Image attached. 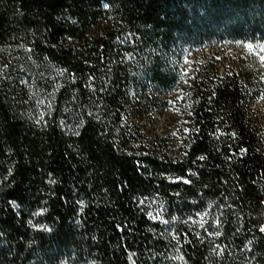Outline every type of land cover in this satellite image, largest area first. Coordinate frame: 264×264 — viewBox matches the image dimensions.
<instances>
[{
    "label": "trees",
    "instance_id": "16d2710c",
    "mask_svg": "<svg viewBox=\"0 0 264 264\" xmlns=\"http://www.w3.org/2000/svg\"><path fill=\"white\" fill-rule=\"evenodd\" d=\"M254 43L264 0H0V264H264Z\"/></svg>",
    "mask_w": 264,
    "mask_h": 264
},
{
    "label": "rangeland",
    "instance_id": "374dc122",
    "mask_svg": "<svg viewBox=\"0 0 264 264\" xmlns=\"http://www.w3.org/2000/svg\"><path fill=\"white\" fill-rule=\"evenodd\" d=\"M219 53L222 56H225L227 59L232 61L235 57H237V52L233 49V44H224L221 45L219 48ZM212 53L204 52V56L210 57ZM244 58V66H251L253 69H264V61L260 59L261 56H264V43H254L250 46H247L243 51ZM225 67H229L231 69V64L228 63L227 65L224 64ZM261 104L255 105L256 109H258ZM144 126L147 128L149 125L146 122H143ZM163 126L162 118L159 117L154 121V125L152 126L153 133H160L161 128Z\"/></svg>",
    "mask_w": 264,
    "mask_h": 264
},
{
    "label": "snow or ice",
    "instance_id": "6c2138e0",
    "mask_svg": "<svg viewBox=\"0 0 264 264\" xmlns=\"http://www.w3.org/2000/svg\"><path fill=\"white\" fill-rule=\"evenodd\" d=\"M105 7H107V4H105ZM260 59L262 60V61H264V56H261L260 57ZM61 74H63V73H61ZM21 83H23V81H21ZM38 103H40V104H43L44 103V101L43 100H40V101H38ZM48 107L50 108L51 107V105L49 104L48 105ZM41 116H43L44 114L43 113H41L40 114ZM61 123H63V122H61ZM82 123V122H81ZM79 126V125H78ZM185 131H187V129H185ZM78 134V133H77ZM233 136L235 135V134H232ZM241 151H243V149H241ZM198 159H205L203 156H201V157H198ZM174 163H175V161H173ZM161 175L163 176L164 174L163 173H161ZM191 175L192 176H195L196 175V173L195 172H193V173H191ZM176 181H182L184 184H190L191 183V180L190 179H188V178H185L184 176H180V175H177L176 177H175V180H172L171 182L172 183H175ZM55 181H53V180H50L49 181V183H54ZM148 200V197H145L144 199H141L140 200V205H143V204H145V202ZM152 203H155V201H152ZM152 203H149V204H147V207L149 208V209H151V207H152ZM214 203V202H213ZM212 205L211 204H209V207H211ZM230 207V206H229ZM141 211H143V209H141ZM146 215L149 217V218H152V219H155V220H161V217H160V214H159V212H157V214H156V216L155 217H153V213H152V211H148L147 213H146ZM198 215H204V213H198ZM171 219L173 220V221H176L177 220V217L176 216H172L171 217ZM189 219H191V217H189ZM161 222L162 223H168V221H163V220H161ZM29 223H31V221H29ZM204 221L203 220H201V221H199L198 222V226L199 227H201V228H203L204 227ZM212 223L215 225V224H218L219 223V221H216V220H213L212 221ZM118 228H119V225L117 226ZM205 231H207V229H205ZM260 231L262 232V233H264V225H261L260 226ZM210 236H215V237H219V236H221V232L220 231H212V232H209L208 233ZM169 235H171V234H169ZM172 239L173 240H175L176 239V237L175 236H172ZM176 257L174 256L173 257V259H175ZM129 259L131 260V257H129Z\"/></svg>",
    "mask_w": 264,
    "mask_h": 264
}]
</instances>
